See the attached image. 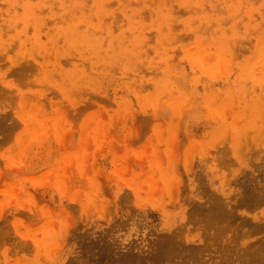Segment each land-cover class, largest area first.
<instances>
[{
  "label": "rangeland",
  "instance_id": "obj_1",
  "mask_svg": "<svg viewBox=\"0 0 264 264\" xmlns=\"http://www.w3.org/2000/svg\"><path fill=\"white\" fill-rule=\"evenodd\" d=\"M40 1L0 0V264H264V0Z\"/></svg>",
  "mask_w": 264,
  "mask_h": 264
},
{
  "label": "bare ground",
  "instance_id": "obj_2",
  "mask_svg": "<svg viewBox=\"0 0 264 264\" xmlns=\"http://www.w3.org/2000/svg\"><path fill=\"white\" fill-rule=\"evenodd\" d=\"M38 1L41 2L40 0H38ZM42 2H43V1H42ZM42 2H41V3H42ZM11 4H12V3H11ZM14 4H16V3L14 2ZM14 4H13V6H14ZM28 4H29V2H28ZM31 4H32V3H30V7L34 5V4L31 5ZM25 5H26V4H25ZM25 5H24V6H25ZM38 6H39V7H38ZM26 7H27V9H25ZM26 7H24V8L21 7V9H25L24 11H26V10H28V8H29L30 10L32 9V11L35 10V12H37L36 9H37V7H38V10H40V9H39V8H40V5H36V6L34 5L33 8H32V7L30 8L28 5H26ZM35 7H36V9H34ZM28 11H29V10H28ZM28 11H26V12L28 13ZM32 11H30V14H31V16L29 15L30 17H32V14H33V17L36 15V14H34L35 12L31 13ZM69 11H70V10H69ZM9 13H10V12H8V14H9ZM13 13H16V11H13ZM13 13H10V16H12ZM24 13H25V12H24ZM27 13H26V16L28 15ZM11 14H12V15H11ZM16 15H17V14H16ZM16 15H15V16H16ZM37 15H38V13H37ZM39 15H40V13H39ZM39 15H38V16H39ZM8 16H9V15H8ZM13 16H14V15H13ZM13 16H12V17H13ZM15 16H14V17H15ZM38 18H39V17H37V16L34 17V18H32V19H34V20H37V21H36V24H37V22H38V24H39L40 22H42V21H39ZM8 19L10 20V19H12V18H8ZM6 20H7V19H6ZM9 20H7V22H8ZM40 20H42L41 16H40ZM12 21H13V20H12ZM12 21L10 20V22H12ZM33 22H34V21H33ZM74 26H75V25H74ZM74 26H73L72 23H71V27H72V28H75ZM68 27H69V25H68ZM68 29H71V28H68ZM68 29L66 30V32L68 31ZM71 30H72V29H71ZM73 30H74V32H73V35H72V36H76V37H77V34H78V36H79V35L81 36V34H82L81 31H79V33H78V32H77V31H78L77 29H73ZM75 30H76V33H77V34L75 33ZM37 31H38V30H37ZM64 32H65V31H62L60 35L64 34ZM66 32H65L64 35H66ZM67 33H68V32H67ZM74 33H75V35H74ZM40 35H43V34H40V33H39V36H40ZM60 35H59V38H60ZM64 35H62L61 37L64 38ZM68 35L71 36L70 33H68ZM68 35H66V36L68 37L67 39H68V43H69V45H74V43H76V39H77V38H76V39L74 38L75 42H74V40H72V43H73V44H72V43H71V40L69 41V38H70V37H69ZM83 35H84V36H83L82 38H84V40H85V39H86V37H85L86 35H85V34H83ZM53 36H54V35H53ZM56 36L58 37V35H56ZM56 36L54 37L55 39L53 38L54 40H51V39H52L51 37H50V40H49L48 38L45 39V40H46L48 43H49L50 41H51V43H55V42H54L55 40L58 41V39H56V38H57ZM87 36H88V35H87ZM89 37H90V36H88V38H89ZM37 38H38V37H37ZM62 38H61V39H62ZM65 38H66V37H65ZM65 38H64V39H65ZM82 38H81V39H82ZM91 38H92V41H94L93 37H91ZM91 38H90V41H91ZM94 38H95V37H94ZM104 38H105V37H104ZM38 39H39V38H38ZM38 39H37V40H38ZM40 39H41V38H40ZM40 39H39V41H40ZM67 39H65V40H67ZM72 39H73V38H72ZM81 39H80V37H79V39H78V40H79V41H78L79 43H80V40H81ZM98 39H99V38H97V40H98ZM37 40H35L36 43H35V42H34V43L37 44V46H38L39 44L41 45V43H38L39 41H37ZM41 40H42V39H41ZM65 40H64V41H65ZM84 40H81V41H84ZM87 40H88V39H87ZM99 40H100V39H99ZM99 40H98V41H99ZM42 41H44V40H42ZM42 41H40V42H42ZM46 41H44V42H46ZM60 41H61V40H60ZM64 41H63V42H64ZM90 41H89V42H90ZM95 41H96V38H95ZM98 41H96V42L98 43V46H97V45H95V46H97V48L100 49L101 52H102V51H105L106 53H108V51L110 50L109 47L107 48V49H109L108 51H106L107 49H106V50H105V49H104V50H101V47H99V46H101V45L103 46V44H102L103 42H101L102 40H100L99 42H98ZM58 42H59V41H58ZM78 42H77V43H78ZM86 42H87V41H86ZM86 42H85V43H86ZM89 42H87L86 44L84 43V44L87 45ZM96 42H95V44H97ZM65 43H66V44H65ZM68 43H67L66 41L64 42V44H65L66 46H67ZM79 43H78V46H79V47H81V46H80L81 44H82V46H84L82 42H81L80 45H79ZM100 43H101V45H99ZM43 44L45 45V43H42V45H43ZM49 44H50V43H49ZM56 44L59 45V43H56ZM91 44H92V46H90ZM111 44H112V43L109 44L110 47H111ZM57 45H56V46H57ZM65 45H64V46H65ZM88 45H89V44H88ZM90 45H89L90 48L92 47V49H93V46H94L93 42H92V43L90 42ZM66 46H65V48H66ZM89 46H86V47L89 48ZM44 47L47 48L48 45H46V46H44ZM75 47H76V45H74V48H75ZM103 47H104V46H103ZM113 47H114V46H113ZM56 48H57V47H56ZM76 48H78V47H76ZM114 48H115V47H114ZM114 48H113V49H114ZM66 49H67V48H66ZM93 50L96 52V51H97L96 47H95V49H93ZM93 50L90 49L91 52H92ZM94 51H93V52H94ZM98 51H99V50H98ZM100 51H99V52H100ZM93 52H92V53H93ZM109 52H110V53H109L108 55H107L106 53L103 54L104 57H105V54H106L107 59H108V56L112 55V53H111L112 50H110ZM96 54H97V52H96ZM100 54H101V53H100ZM100 54H99V55H100ZM97 55H98V54H97ZM97 55L95 56V57H96L95 59L98 60V61H101V58H100V57H99L100 59H97ZM103 55H102V56H103ZM102 56H101V57H102ZM104 57H103V59H104ZM110 57H111V56H110ZM110 57H109V58H110ZM103 59H102V60H103ZM105 59H106V58H105ZM43 60H44V59H43ZM46 60H48V63L50 62L49 58L46 59ZM46 60H44V61L46 62L45 64L39 61V63H40L39 66H42V65H44V66H45V65H48V63H47ZM54 61H55L56 63L58 62L57 60H53L52 65L54 64ZM56 63H55V64H56ZM57 64H58L57 67L61 68V72L59 73L60 76H62V78L65 77V75H67V73L65 74V71H64V74H65V75H64V74L62 73V72H63V71H62L63 69H62V67H61V64H60V63H57ZM49 65H51V64L49 63ZM49 65H48V66H45V67H43V66L41 67V68H45V69L48 67V68H50V69L53 70V71H50V69H49V70L46 69L48 72L50 71V72L48 73L50 77H47V78H49V79H50V78L54 79V77H57V76L59 77V75H57V76L54 75V77H51V76H53L54 73L51 74V75H50V73L54 72V69H55V68L49 67ZM74 66H78V65L75 64ZM74 66H73V67H74ZM53 67H54V65H53ZM77 68H78V70H79V67H77ZM45 69H44V70L42 69L43 71H41V72L45 73V72H46ZM75 69H76V68H75ZM58 70H59V69H58ZM44 71H45V72H44ZM56 72H57V70H56ZM56 72H55V73H56ZM76 72H77V70H75V73H76ZM57 73H58V72H57ZM61 73H62V74H61ZM46 74H47V73H46ZM46 76H47V75H46ZM74 76H75V74H74ZM52 79H50V80H52ZM60 79H61V77H60ZM64 79H65V78H63V80H62V79H61V80L64 81ZM250 108H251V107H250ZM253 108H254V107H253ZM254 109H255V108H254ZM254 109H253V110H254ZM257 109H258V108H257ZM257 109H255V110H256V111H259V109H258V110H257ZM248 111L251 112L250 110H248ZM256 111L254 112L255 114L252 112V113L254 114V116L258 114ZM252 113H251V114H252ZM249 114H250V113H249ZM249 116H250V115H249ZM251 117H252V116H251ZM261 126H262V125H261ZM257 127H258V126H257ZM234 128L236 129V126H235ZM238 128H240L241 131H240V129H239L240 132H237V131L235 130V131H236V132H235L236 134H238V133H240V134L243 133L242 129L244 130V134H246L245 132L249 131L246 127L243 128V126H242V128H241V127H238ZM249 132H250V131H249ZM256 132H258V131H256ZM259 132H262V131H259ZM259 132H258V134H259ZM251 133H252V132H251ZM251 133H250V134H251ZM240 134H239V135H240ZM252 134H254V133H252ZM258 134L252 136V138L254 137V141H255V138L258 136ZM263 134H264V130H263ZM263 134H260V135H263ZM242 135H243V134H242ZM242 135H240V136H242ZM247 135H248V133H247ZM240 136H239V137H240ZM237 137H238V135H237ZM237 137H236V139H238ZM246 137H247V136L245 135V136H244V139H246ZM248 137L251 138L250 136H248ZM248 137H247V138H248ZM244 139H243V141H244ZM238 140H239V141H237V142L240 143V144H238V145H240V146L238 147L237 150L241 151V150H243L244 142H245V141L243 142V144H241V143H242V140H241V139H238ZM240 140H241V141H240ZM251 140H252V139H251ZM247 141L250 142V139L246 140V142H247ZM252 141H253V140H252ZM235 142H236V141H234L233 143H235ZM250 143H251V142H250ZM230 144L232 145V143H230ZM245 144H246L245 147L248 148V145H249V144H247V143H245ZM231 145H230V146H231ZM235 145H236V144H235ZM232 146H233V145H232ZM250 146H251V145H250ZM233 147H234V146H233ZM241 148H242V149H241ZM244 149H245V148H244ZM231 150H232V149H231ZM225 151H227V149H225L224 152H222L223 155H224V153L227 155L228 152H225ZM234 151H235V149H234ZM239 151H238V153H239V155H240L241 152H239ZM229 152H230V151H229ZM232 152H233V150H232ZM230 153H231V152H230ZM228 154H229V153H228ZM233 155H237V154H235V152H234ZM224 156H225V155H224ZM219 158H220V157H219ZM221 158H222V157H221ZM229 159H231V158H229ZM234 160H235V159L233 158L232 161H234ZM223 162H224V161H223ZM230 162H231V161H230ZM220 164H221V163H220ZM220 164H219V165H220ZM230 166H231V165H230ZM216 168H217V167H216ZM216 168H215V169H216ZM218 170H219V169H218ZM214 171H215V170H214ZM215 174H218V173L215 172ZM246 175H247V174H246ZM248 175H249V174H248ZM224 176H225V175H224ZM244 177H246V176H244ZM244 177L242 178V180L244 179ZM248 177L250 178V175L247 176V179H248ZM251 177H254V176H251ZM220 178H222V176H221ZM223 178H225V177H223ZM223 178H222V180H223ZM254 178H255V177H254ZM236 179H237V178H236ZM238 179H239V178H238ZM238 179H237V180H238ZM252 179H253V178H252ZM237 180H236V182H239V181H237ZM239 180H240V179H239ZM250 180H251V179H250ZM254 180H255V179H253V181H254ZM234 181H235V180H234ZM221 182L223 183V181H221ZM236 182H234V183H235V184H238V183H236ZM243 182H244V184H245V179H244ZM248 182H249V181H248ZM248 182H247V183H248ZM250 182H251V181H250ZM239 183H242V181L239 182ZM247 183H246V185H244V184H240L241 186H244V187L246 186V187H247V188L245 187V189H246L247 192H245V194H243V192H244L243 190L240 191V190L237 189L239 192H241L240 195H244V196L241 197V198H240L239 195H238L237 197H239L240 199L243 198L244 201L246 200V203H248V202L250 201V200H249V199H250V195L253 194V193H250V192H251V191H254V192H255V195H256L257 197H255V196L251 197L252 200H251L249 203H251L252 201H253V202H256V201H257V202H258V201L261 200V198H262V199L264 198V188H261V187H260V188H256V187H255L256 184H257V183H256V180H255V185H254V186L252 185V183L250 184L251 187H252V186L254 187V188L252 187V189H251L250 186H247V185H248ZM253 184H254V183H253ZM222 185H223V184H222ZM240 185H239V186H240ZM259 185H260V184H259ZM235 186H236V185H235ZM249 187H250V188H249ZM249 189H250V190H249ZM233 190H234V188H233ZM220 191H221V190H220ZM223 191H224V190H222V192H223ZM222 192H221V195H222ZM236 192H237V191H235V193L233 192L235 195H233V194H232V195H233V197L235 196V203L238 205V203L241 204V203H243L244 201L241 202V200L238 198V200H239L241 203H240L238 200H237L238 203L236 202V194H239L238 192H237V193H236ZM214 193H215V192H214ZM214 193L212 194V196L214 195ZM219 193H220V192H219ZM219 193H218V195H219ZM210 194H211V193H210ZM210 194H208L207 196L209 197ZM224 194H226V193H223V197L226 196V198H229V199L233 198L231 194H227V195H229L230 197H229V196L227 197V195L224 196ZM216 195H217V193L215 194V196H216ZM221 195H220V196H221ZM203 196H204V195H203ZM207 196H206V197H207ZM220 196H216L217 198H216V197L214 198V196H213V198H212V197L210 196V197H211L210 199L206 198V200H205L204 202H203V201H202V202H199V205L197 206V211H198L197 213L200 212V214L198 215L199 219H201L200 221H202L203 216H204V218H205V216H206V219L204 220V222L207 223L206 220H207V219L209 220V218H210L211 220L208 221V224H209L210 221H211L212 223H216V222L214 221V217H213L214 212H213V209H211V208H214L215 210L219 211V208H220V207H222V206H227V202H226L227 200H228V203H230V206H229V204H228V206L231 207V203H232V201L234 202V198L232 199V201L230 200L231 202H229V199H226V198H225L226 201H224L223 198L220 197ZM204 197H205V196H204ZM204 197H200V198L205 199ZM258 197H259V198H258ZM253 198H254V199L256 198V199H255L256 201L253 200ZM207 199H208V200H207ZM213 199H214V200H213ZM247 200H249V201H247ZM223 201H224L226 204H225ZM253 202H252L251 204H253ZM191 203H192V202H191ZM201 203H202V204H201ZM249 203H248V204H249ZM194 204L197 205L198 203L195 202V203H193L191 206H193ZM233 204H234V203H233ZM255 204H257V203H255ZM237 205H236V206H237ZM253 205H254V204H253ZM232 206H234V205H232ZM193 207H196V206L194 205ZM193 207H192L191 211L193 210ZM223 208L225 209V207H223ZM195 209H196V208H194V210H195ZM227 209H228V208H226L225 210H227ZM233 209H235V207H233ZM194 210H193V211H194ZM215 210H214V211H215ZM221 210H222V208L220 209V211H221ZM228 210H229V209H228ZM236 210H237V208H236L234 211H232V212H234V214H233V213L231 212V209H230V213H231L233 216H235V214H237V211H236ZM193 211H192V212H193ZM223 211H224V210H223ZM195 212H196V210H195ZM201 212H203V213H202L203 215L201 214ZM204 212H206V214H205ZM211 212H213V214H211ZM235 212H236V213H235ZM193 213H194V212H193ZM215 213H217V212L215 211ZM223 213H224V214H223ZM226 213L229 214V215L226 216V215H227ZM226 213H225V211H224V212H221V213L218 212V214H216L217 217L220 216L219 214H221V215H225V216H224V219H223V216L220 217V222H221V218H222L223 221H226V220H229V221H230V220L232 219V218H231V219H227V217L229 218L230 213H229V211L226 212ZM262 214H263V213H262ZM200 215H202V216H200ZM214 215H215V214H214ZM216 215H215V217H216ZM236 216H237V215H236ZM236 216H235V217H236ZM261 216H262V217H261ZM200 217H202V218H200ZM207 217H208V218H207ZM225 217H226V218H225ZM231 217H232V216H231ZM235 217H234V218H235ZM256 217H257V216H256ZM256 217H255V218H256ZM258 217H259V218H262V220H264V219H263V215H259ZM258 217H257V219H258ZM243 218H244V217H243ZM251 218H252V220H253L254 217H251ZM246 219H247V217H246ZM246 219H244V223H246V221H245ZM248 219H250V218L248 217ZM215 220H216V219H215ZM218 220H219V218H217V221H218ZM262 220H261V222H260V221L258 222L257 220H253L254 222L251 221L252 223H251L250 221L247 220V223H248L249 226H250V224H253V225H255V226L257 227L260 223L262 224ZM223 221H222V222H223ZM255 221L258 222L257 225H256V222H255ZM204 222H203V224H204ZM211 222H210V224H212ZM218 222H219V221H218ZM218 222L216 223L217 225L215 224L216 226H219ZM220 222H219V223H220ZM226 222H227V221H226ZM224 223H225V222H224ZM254 223H255V224H254ZM208 224H205V225L208 227ZM220 224H221V223H220ZM225 224H226V227L223 226L224 224L221 225V227H222V229H223L224 231H225L224 228H226V229L228 228V227H227V226H228L227 224H229V223L227 222V223H225ZM262 225H263V227H264V223H263ZM203 226H204V225H203ZM211 226H212V225H211ZM211 226H210V227H211ZM255 226H253V227H255ZM260 226H261V225H259L258 227L260 228ZM212 227H214V225H213ZM212 227H211V228H212ZM219 227H220V226H219ZM219 227H214V229H216V230L213 229L214 231H212V232L214 233L215 231H217V230H219V229H220V230L217 231V232H220V231H221V227H220V228H219ZM223 227H224V228H223ZM250 227L252 228V226H250ZM256 227H255V228H256ZM211 228H210V229H211ZM251 228H250V229H251ZM204 229H205V228H204ZM207 229L209 230V227H208ZM260 229H261V228H260ZM223 230H222L220 233H222ZM256 230H257V228H256ZM179 231H180V230H179ZM179 231H178V233H179ZM226 231H227V230H226ZM175 232H176V231H174V232L172 231V233L170 232V234H167L168 236L170 235L169 237H171V238H168V239H167V235H166V238L164 237V238L166 239V241H164L165 239H164L162 236H161L162 238L160 237L161 240L159 239L161 242H160V241L158 240V238H157L158 243H157V240H156V244L158 245V249H157V247H154L155 249H157L156 251L154 250V251L156 252V253L153 255L154 257H155L156 254L158 255L157 251L163 252V250H166V249L168 248L167 246H165V244L168 243V242H169V245H168V244H167V245H168L169 247L171 246V243H172V247H174V249L171 247L172 251H175V250H176V251L174 252V254L179 250L178 248H177L178 250L175 249V243H176V242L174 241V242H175V243H174V242L171 241V240L173 239V236H174L175 238H176V237H180V238H181V236H179L178 233H175ZM207 232L210 233L209 231H207ZM212 232H211V233H212ZM217 232H216L215 235L212 234V235H211V238H212V236H216V237L218 238V234H220V233L217 234ZM167 233H168V232H167ZM180 233H181V232H180ZM205 233H206V232H205ZM223 233H224V232H223ZM225 233H226V232H225ZM206 234H207V233H206ZM180 235H183V233L180 234ZM207 235H208V234H207ZM222 235H224V234H222ZM222 235H219V236L222 238ZM227 235H228V234H227ZM163 236H165V235H163ZM184 236H185V235H184ZM209 236H210V235H209ZM228 236H229V235H228ZM182 237H183V236H182ZM225 237H226V236H225ZM180 238H176V239L179 240ZM185 238H186V236H185ZM213 238H214V237H213ZM217 238H216V239H217ZM221 238H219V239H221ZM223 238H224V237H223ZM228 238H229V237H228ZM232 238H233V237H232ZM162 239H163L164 242H162ZM226 239H227V238H226ZM226 239H225V240H226ZM181 240H182V239H181ZM184 240H185V239H184ZM214 240H215V239H214ZM221 240H223V239H221ZM227 240H229V239H227ZM231 240L233 241V239H231V237H230V241H229V242L232 243ZM170 241H171V242H170ZM226 242H227V241H226ZM229 242H228V243H229ZM160 243H161V244H160ZM164 243H165V244H164ZM173 243H174V246H173ZM217 243H218V244H217V250H219L220 253H222L221 251L224 252V248H225V251H226V248H228V251H229L230 247H233L232 244H231V246H230L228 243H227L228 246H225V244H226V243H225V244H223L222 247H221V245H220V249H219V242H217ZM220 243H221V241H220ZM223 243H224V242H223ZM101 244H102V243H101ZM104 244H105V246H103V248L107 247V246H106V242H104ZM104 244H102V245H104ZM108 244H109V243H108ZM176 244H177V243H176ZM181 244H184V241H183ZM181 244L178 243L177 245H178V246H179V245L181 246ZM221 244H222V243H221ZM227 244H226V245H227ZM252 244H253V243H252ZM254 244H255V243H254ZM109 245H110V244H109ZM109 245H108V246H109ZM150 245L152 246V244H150ZM150 245H149V247H148L149 249H150ZM157 245H156V246H157ZM163 245H164V248L166 247L165 249L162 247ZM100 246H101V245H100ZM154 246H155V245H154ZM229 246H230V247H229ZM245 246L247 247V245H245ZM253 246H254V245H253ZM259 247H260V246H259ZM263 247H264V246H263ZM101 248H102V247H101ZM108 248L111 249V246L108 247ZM108 248H106V249L108 250ZM148 248H147V249H148ZM222 248H223V250H222ZM38 249H39V248H38ZM149 249H148V250H149ZM171 249H170V250H171ZM215 249H216V248H215ZM247 249H248V248H246V250H247ZM256 249H258V247H257ZM262 249H263V248H262ZM104 250H105V249H104ZM148 250H147V252H146V255L148 254ZM151 250H152V248H151ZM151 250H150V251H151ZM230 250H232V248H231ZM243 250L245 251V247L243 248ZM248 250H250V249H248ZM248 250H247V251H248ZM127 251L130 253V251H129L128 249H127ZM168 251H169V250H168ZM168 251L166 250L167 255L164 254V258H163V256H162V257L160 256L162 260H165V259H166V261H169V258H170V257L168 256V254H171V251H170L169 253H168ZM236 251H237V250H236ZM244 251H243V253H244ZM101 252H102V250H101ZM106 252H107V255H108V256L111 254V253H110V254L108 253L109 250H108V251H105V253H106ZM110 252H111V250H110ZM151 252H152V251H151ZM245 252H246V251H245ZM257 252H258V250H257ZM125 253H126V255H127V252H125ZM125 253H121V255H122V254H125ZM129 253H128V254H129ZM132 253H133V252H132ZM132 253H131V255H132ZM238 253H239V252H238ZM246 253H249V252H246ZM172 254H173V252H172ZM172 254H171V255H172ZM222 254H224V253H222ZM239 254H240V253H239ZM241 254H242V253H241ZM249 254H250V253H249ZM103 255H104V253H103ZM157 255H156V257H157ZM162 255H163V253H162ZM171 255H170V256H171ZM220 255H221V254H220ZM220 255H219V256H220ZM242 255H243L242 258L244 259V258H245V257H244V254H242ZM246 255H247V254H245V256H246ZM252 255H253V253H252ZM254 255H255V254H254ZM254 255H253V256H254ZM259 255H260V257H263V256H264V255L262 256V254H259ZM104 256L106 257V254H105ZM122 256H124V255H122ZM122 256H121V257H122ZM129 256H130V254H129ZM150 256H151V255H150ZM167 256H168V257H167ZM216 256H217V255H216ZM222 256L224 257V255H221V257H220L221 259H220V260L223 259ZM255 256H256V255H255ZM124 257H125V256H124ZM131 257H132V256H131ZM131 257H130L129 259H127V260L132 259ZM165 257H166V258H165ZM171 257H172V259H173V256H171ZM251 257H252L251 255H248V256L246 257V259H245L246 261L244 260V261H245V264H246V262H247V264H252V263H250V262H253V261L250 260ZM257 257H259V256L257 255L256 258H255V260L257 259V261H260V260L262 259V258L259 257V258H260V260H259V258H257ZM127 258H128V257H127ZM133 258H134V254H133ZM239 258H240V257H239ZM239 258H238V261L241 262L242 264H244L243 259L240 258V260H239ZM159 259H160V258H159ZM170 259H171V258H170ZM252 259H253V258H252ZM123 260L126 261V262L128 263V261L125 260L124 258H123ZM216 262H217V261H216ZM241 263H240V264H241ZM253 264H255V263L253 262Z\"/></svg>",
  "mask_w": 264,
  "mask_h": 264
}]
</instances>
